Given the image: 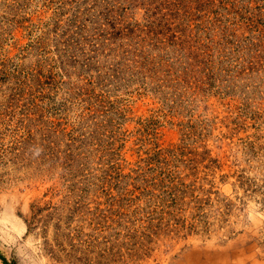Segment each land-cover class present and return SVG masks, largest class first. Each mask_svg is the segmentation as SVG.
Returning <instances> with one entry per match:
<instances>
[{"label":"rangeland","instance_id":"rangeland-1","mask_svg":"<svg viewBox=\"0 0 264 264\" xmlns=\"http://www.w3.org/2000/svg\"><path fill=\"white\" fill-rule=\"evenodd\" d=\"M0 254L264 264V0H0Z\"/></svg>","mask_w":264,"mask_h":264},{"label":"bare ground","instance_id":"bare-ground-1","mask_svg":"<svg viewBox=\"0 0 264 264\" xmlns=\"http://www.w3.org/2000/svg\"><path fill=\"white\" fill-rule=\"evenodd\" d=\"M13 224L15 225L14 227H16L17 229L22 227L21 223H19V222L15 219V217L13 218ZM214 258H215V259H218V260H222V257L217 258V257H214L213 255H212V256L208 255V256H207V259L209 260V264H225L224 262H222V263H215L216 260L214 261ZM212 261H214V262H212ZM240 261H241V260H239V263L236 262V264H240ZM196 263H197V262H196ZM228 264H229V263H228Z\"/></svg>","mask_w":264,"mask_h":264},{"label":"water","instance_id":"water-1","mask_svg":"<svg viewBox=\"0 0 264 264\" xmlns=\"http://www.w3.org/2000/svg\"><path fill=\"white\" fill-rule=\"evenodd\" d=\"M0 260H2L5 264H10L2 254H0Z\"/></svg>","mask_w":264,"mask_h":264}]
</instances>
